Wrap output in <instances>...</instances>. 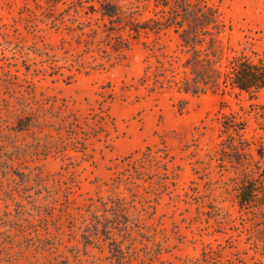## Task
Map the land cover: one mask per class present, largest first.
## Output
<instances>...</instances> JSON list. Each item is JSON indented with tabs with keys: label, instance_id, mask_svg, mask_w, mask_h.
I'll return each instance as SVG.
<instances>
[{
	"label": "rangeland",
	"instance_id": "obj_1",
	"mask_svg": "<svg viewBox=\"0 0 264 264\" xmlns=\"http://www.w3.org/2000/svg\"><path fill=\"white\" fill-rule=\"evenodd\" d=\"M204 1L225 26L226 57L264 56V0ZM107 2L120 15H104ZM162 8L0 0V264H116L109 240L83 235L94 215L114 218L101 205L114 198L132 232L113 238L135 249L133 264H195L210 246L226 264H264V232L237 199L244 172L264 164L250 112L264 89L180 91L187 56L172 28L157 31ZM231 112L248 121L249 167L221 144Z\"/></svg>",
	"mask_w": 264,
	"mask_h": 264
},
{
	"label": "trees",
	"instance_id": "obj_2",
	"mask_svg": "<svg viewBox=\"0 0 264 264\" xmlns=\"http://www.w3.org/2000/svg\"><path fill=\"white\" fill-rule=\"evenodd\" d=\"M155 1L163 7L160 12L166 20L164 27H158L157 31L172 28L178 34L182 51L187 56L183 64L184 76L181 81L175 82L180 91L201 95L208 91H227L231 87L248 94L251 99L257 98L264 89V56L253 58L246 53H235L226 57L224 43L220 37L225 26L219 22L216 9L208 6L204 0ZM102 11L104 15L110 17L120 15L119 6L109 2L102 4ZM224 59L227 60V64L223 62ZM250 112H254L260 129L264 131V104H252ZM247 128L248 121L239 113L231 112L230 115L223 116L221 144L228 143L227 149L229 148L231 152L226 155L234 159L233 162L245 167H249L251 162H254L250 160L252 143L245 135ZM256 151L260 160H264V137H261ZM148 156L155 158L152 151ZM255 166L258 172L252 168L244 172V179L237 188V199L239 206L253 215L255 226L264 232V164H258L257 161ZM255 173L258 176H255ZM67 201L70 202V199L68 198ZM112 203L113 205H108L107 202L102 201L101 205L104 212L113 214L114 218H109L106 214L94 215L92 222L86 225L87 233L83 234L84 240L89 243L88 241L92 239L91 235L109 240L110 252L116 264H133L132 256L136 252L135 249L129 255L122 240L113 238L112 234L113 229L121 230L122 227L124 231L132 232L128 224L130 219L126 213L128 205L121 198H114ZM97 206L93 202L88 205V207ZM132 224L137 233H142L141 223L137 221ZM89 230H93V234L89 235ZM125 240H129L133 246L137 237L132 235ZM208 248H204L202 257L196 259L195 264H226L221 251L211 246ZM148 252L151 254V251ZM149 259L150 262L147 264H167L159 258ZM156 261L158 263H155Z\"/></svg>",
	"mask_w": 264,
	"mask_h": 264
}]
</instances>
